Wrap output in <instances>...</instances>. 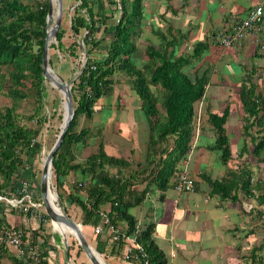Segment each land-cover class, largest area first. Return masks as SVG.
<instances>
[{
  "label": "trees",
  "instance_id": "1",
  "mask_svg": "<svg viewBox=\"0 0 264 264\" xmlns=\"http://www.w3.org/2000/svg\"><path fill=\"white\" fill-rule=\"evenodd\" d=\"M141 1L78 0L73 7L69 29L72 35H78L81 29H85V34L79 36V39L85 47L86 59L76 83L70 89L74 113L52 157L51 175L53 185L59 190L60 200L64 198L62 194H65L68 205L79 207L81 231L89 224L93 225L100 207L109 203L108 209L104 210L110 223L116 225L125 222L124 235H135L149 264H166L163 252L152 238L153 224L136 223L129 209L141 201L145 191H163L172 184L177 164L190 148L195 107L203 98L211 66H190V58L199 56L206 48L205 43H197L188 53L175 54L173 47L179 42L161 32L157 33V45H146V59H142L140 49L135 44L143 18ZM47 9L48 0H0V66L8 68L6 95L9 97L19 96L20 86L24 84L22 81L26 79L33 86L37 100L44 96L40 62L47 30ZM99 31L103 35L96 37L95 33ZM63 34V29H59L55 37V46L59 50L63 49ZM215 34L214 43L217 44ZM78 43L73 41L71 45L77 48ZM52 45L50 42L49 47ZM93 49H102V54L97 58L90 57ZM73 51L71 48V55ZM116 71L126 75L125 82L137 95L147 123V141L136 169L124 159L107 155L101 142L96 151L84 159H74L73 145L81 147L91 136L90 129L86 127L78 130L74 128L76 117L79 114L91 117L94 102L112 92V76ZM253 72L254 67L241 78L235 90L242 112L241 142L235 157L241 158L243 154L250 153L254 162L264 164V95L256 91V83L250 78ZM2 78L1 75L0 80ZM262 83L264 85V75ZM37 104V108H40L39 101ZM15 108V101L12 100V105L0 112V195L14 193L23 179L30 184L35 181L31 160L40 150V143L35 139L38 129L17 123ZM229 110V106L225 105L219 112L208 111L206 115V121L213 130V140L206 148L217 153L218 159L225 166V174L211 178L204 173L201 178L208 187V194L216 195L220 200L253 199L256 205L263 206L264 174L253 179V170L246 159L234 167L227 165L232 156L228 133L224 127ZM38 111L34 110L30 116H37L41 121L43 117ZM246 138L251 144L250 150ZM25 166H28L27 169ZM111 167L119 173L111 172ZM123 171L129 174L123 176ZM77 176L79 179L75 178ZM72 178L75 179L71 183ZM143 181L145 186L139 191V183ZM82 190L85 192L84 197L79 195ZM4 207L0 201V214H3ZM256 211L260 218L258 224L264 230V214L261 210ZM42 216L48 219L46 214ZM0 228L1 231L3 228ZM23 233L24 239V230ZM46 240H42V246ZM263 249L264 240L257 247L251 248L252 264H264L261 255L255 253ZM77 250L82 249L78 246ZM4 256L10 259V264H23V259L14 257L0 238V259ZM136 264L141 262L137 261Z\"/></svg>",
  "mask_w": 264,
  "mask_h": 264
},
{
  "label": "crops",
  "instance_id": "2",
  "mask_svg": "<svg viewBox=\"0 0 264 264\" xmlns=\"http://www.w3.org/2000/svg\"><path fill=\"white\" fill-rule=\"evenodd\" d=\"M257 2L258 0L141 1L143 18L140 35H143L146 45L158 44V32L167 34L170 39L174 37L177 43L179 42L176 47H173L175 54L185 50L188 53L197 43L206 44V48L199 56L190 58V66H211L202 98L201 115L204 114L206 119L208 111L219 112L225 105L229 106L227 101L225 103V99L231 95L232 89L236 90L241 78L251 72L252 64H249L250 69L243 65L241 67L242 62L239 60L244 63L246 59L253 60L258 57L264 60V13L258 30L248 34L234 48H223L217 45L214 43L213 36L230 15L242 16ZM260 45L263 47L260 48ZM257 64L261 63L257 62ZM234 68L235 75H233ZM251 80L253 82V79ZM132 92L129 86L123 85V89L113 88L109 95L102 96L94 102L92 115L86 118L88 124L79 126V129L83 127L90 129L91 136L86 139L83 146L73 145L75 161L82 160L95 152L98 143L101 142L103 151L107 155L124 159L136 169V163L140 162L141 151L147 141L148 133L140 101ZM219 92H222V96ZM218 95L224 99L216 100ZM203 122L206 123L203 124ZM201 124L203 127L200 126L197 143L200 136L204 134L205 124L209 125L203 118ZM224 127L225 129L228 127L227 119ZM121 132L125 134L120 135ZM212 140L213 132L207 143ZM197 143L192 148L187 166L190 176H193L194 190L177 194L172 184L163 191L147 190L141 201L132 206L129 211L136 223L153 224L152 238L163 252L166 264H249L251 248L260 244L257 243V236L262 228L258 224L259 220H253V217L261 206L242 198L240 201H231L220 200L216 195H209L208 187L201 175L206 173L211 178H219L225 174V167L218 159L217 153ZM168 144L170 143H166ZM33 160H31L32 164H34ZM110 171L119 173L114 167H111ZM126 171L122 172L123 176L129 174ZM75 178L79 179L78 176ZM75 178L72 180L74 181ZM72 180H70L71 183ZM144 186L145 181L139 183L138 190L141 191ZM79 195L84 197L85 192L81 191ZM52 198L54 199V196ZM63 199L65 201L66 197ZM108 204H103L100 210L106 212ZM70 206L77 215L80 214L79 223L81 224L79 207L74 204ZM33 212H35L34 209L24 213L18 206L13 208L5 205L3 214H0V224L3 225L0 227L16 226L25 232L21 255H17L15 249L4 242L11 254L23 259V264H37L29 258L27 254L29 249L36 254L41 264H83L82 256L78 255L79 261L74 262L75 253L73 249L67 248L68 240L65 239L64 234L72 236L71 232L63 227L61 222L55 220H50V224L57 231L47 232L46 228L42 229L41 223L38 224ZM93 225L84 227L82 234L88 244L102 254L104 263L135 264L122 259L121 254L126 246V240H122L121 243L111 241L110 233L105 228L94 234ZM117 225L124 230L125 222H118ZM28 233H32L33 236H29ZM44 238L47 240L42 246L41 242ZM65 251L68 252L67 256ZM261 252L255 253L261 255ZM83 256L86 257L84 253ZM7 259L6 256L2 257L0 264H5L3 260Z\"/></svg>",
  "mask_w": 264,
  "mask_h": 264
},
{
  "label": "rangeland",
  "instance_id": "3",
  "mask_svg": "<svg viewBox=\"0 0 264 264\" xmlns=\"http://www.w3.org/2000/svg\"><path fill=\"white\" fill-rule=\"evenodd\" d=\"M53 3V2H52ZM78 3V0H62V14H61V20H60V26L59 29H63L64 34L61 38V42L63 45V49H58L55 44L56 40L51 39V43L53 44L52 47H49L48 45V63L49 66L53 71H55L63 80L68 82L71 86L73 83H76V78L77 75L80 73V68L85 62L86 59V51L85 47L81 43V40L79 39V36L85 34V29H81L78 35H72V32L69 29V23H70V17H72V9L73 7ZM52 8L54 10L55 5L54 3L52 4ZM58 29V30H59ZM103 33L101 31L96 32L95 36L96 37H101ZM73 41H78V47L73 48L71 43ZM49 42V44H50ZM103 42H101V45ZM136 46L140 49V52L142 54V59H146L144 50L146 48V41L144 40L143 35H139L138 38H136L135 41ZM156 45V43H154ZM88 47V46H87ZM74 49L72 55L70 54V50ZM259 50V48H258ZM187 50H185L186 52ZM102 54V49H93V51L89 54L90 57L92 58H97ZM255 60V62L253 61ZM253 60L251 59H246L245 63L242 60H239L242 65L248 69L251 67H254V72L251 75V79H253V82L256 83V91L261 92L264 95V85L262 83V76L264 75V60H261L260 57L254 58ZM254 62V63H253ZM257 62H260L261 64L258 65ZM232 63V62H231ZM249 64H252L250 67ZM243 67V68H244ZM246 69V70H248ZM7 70L8 68L6 66H0V76L2 75V79L0 80V112H3L6 107H10L12 105V100L15 101V113L18 115L16 122L17 123H23L27 127H32L33 129H38V134L35 137V139L40 143V150L38 154L34 158V164H32V171L35 174L34 177V182L31 184L35 185V188H31L32 191V196L29 198L30 201L33 202H40V199L38 197V180H39V175H40V170L42 167L43 160L49 151L51 145L55 141V138L61 128L62 125V115H63V106H64V100L62 97V92L59 91L56 87L52 86L46 79L43 80V87H44V96L42 99L37 100V95L35 94V90L33 86L30 84L29 79L23 80L24 84L20 86V94L19 96H16V98L9 97L6 95V89L7 85H9V81L7 80ZM235 75V68L233 69ZM126 75L122 71H116L112 78H113V83L112 86L113 88L116 89H123V85L129 86L127 82H125ZM233 92L231 93L230 96H228L225 99V103L227 101L230 109V113L227 117V122H228V127H227V133H228V138H229V147L232 151V156L228 160L227 165L230 167L236 166V164H241L245 159L250 163V167L253 170V179H256L257 176H262L264 174V164H257L254 162L253 158L250 156V153H245L241 156V158L235 157V153L237 149L240 147V142L241 139H239L240 132H241V110L239 107V102L236 96V91L235 89H232ZM134 93V92H132ZM220 95L222 96V92H219ZM218 95L216 100L224 99ZM38 101L40 104V108L38 107ZM72 105L74 106V103L72 101ZM37 108V109H36ZM34 110H39L38 114H40L41 117H43V120H38L37 116H30L33 114ZM142 113V112H141ZM204 115V114H203ZM201 115V122L202 118L204 121H206L205 115ZM82 114H79L76 117V126L74 127L76 130L79 129V126L82 127L86 124H88V120L86 119ZM206 122H203V124ZM203 127V125L201 124ZM210 129H209V128ZM255 129V128H254ZM253 131V129H251ZM212 129L208 124H205L204 128V134L200 136L199 141L197 143L198 145H205L206 147L208 146L209 140H210V134H212ZM200 133V132H199ZM125 134V132H121L120 135ZM239 139V140H238ZM206 142V144H205ZM246 144L248 146V149L250 150L251 144L246 138ZM194 144V146L196 145ZM211 152H215L212 151ZM21 157L24 158V155L21 154ZM225 167V166H224ZM193 177V176H192ZM28 182V181H27ZM29 183V182H28ZM49 185H50V194L54 196L53 192H56L57 195L59 193V190L57 191L55 186L53 185V180H52V175H50L49 178ZM61 191V190H60ZM83 192V190H82ZM35 195V197H33ZM63 197H65V194H62ZM14 195H7V198L10 199ZM0 201L3 203V205H9L13 208H17V205L12 206L7 200L0 199ZM250 202H254L253 199L249 200ZM7 203V204H6ZM23 203H27V199L23 200ZM41 203V202H40ZM61 203H62V209L63 211L70 216L75 222L79 223V215L73 211V208L66 203L61 198ZM20 207V206H18ZM21 208V207H20ZM35 212V218L36 221L41 223L42 229L46 228L47 232L50 231H55L56 229L53 228L50 224V219L43 218V206H38L37 208L34 209ZM260 210L264 214V205L261 206ZM68 212V213H67ZM253 220H259L260 218L258 214H256L253 217ZM258 221V223H259ZM57 231V230H56ZM29 236L32 235V233H28ZM262 234V236H261ZM65 239H67V248L73 249V252L75 253V258L77 259L78 255L82 256V261L83 264H90L87 260L86 257L83 256L82 250L79 251L77 250L78 244L76 239L69 235V234H64ZM260 235V236H259ZM45 237H48V235H44ZM67 236V237H66ZM258 240L257 243H261L264 240V230H259L258 231ZM65 242V241H64ZM250 248V246H249ZM248 248V249H249ZM6 249L9 251V249L6 247ZM96 251V250H95ZM10 252V251H9ZM76 252H78V255H76ZM97 252V251H96ZM11 253V252H10ZM98 253V252H97ZM99 254V253H98ZM99 257L103 262H105L102 258V254H99ZM8 257H6L7 259ZM74 259V262L79 261L78 259ZM261 259H264V249L261 252ZM5 264L10 263V259L8 258L7 260H3ZM262 261L260 260V263ZM106 264V263H105ZM249 264H252L251 260L249 261Z\"/></svg>",
  "mask_w": 264,
  "mask_h": 264
},
{
  "label": "built area",
  "instance_id": "4",
  "mask_svg": "<svg viewBox=\"0 0 264 264\" xmlns=\"http://www.w3.org/2000/svg\"><path fill=\"white\" fill-rule=\"evenodd\" d=\"M264 13V0H258V2L252 7L248 8L242 16L230 15L224 22L222 27L215 34L217 44L223 48H234L238 46L240 42L250 33L257 31L259 24L262 20ZM263 46L260 45V48ZM201 112H202V99L197 102L195 107V115L193 118V133L190 141V148L183 157V159L177 164V167L172 176V187L177 194L184 192H191L194 190V180L190 176L188 171V160L191 155L192 148L196 143L201 126ZM28 166H25L27 169ZM72 182H74L72 180ZM81 185V183H77ZM31 188H35L34 184H30L27 180L20 181L18 188L14 193H10L12 198H7V195H0V199L7 200L10 205L20 206L22 211L26 213L30 209H35L41 206V203L30 201L32 196ZM27 199V203H23V200ZM88 206L89 204L86 203ZM97 222L93 225V232L99 233L103 228L110 233V240L118 242L119 240H126V246L121 254L124 261H130L136 264L140 261L141 264H149L142 246L135 240V235H124L119 225L110 223L109 217L106 212L98 210ZM23 230L21 228L6 227L0 231V238L10 247L15 249L17 255L22 253L23 245ZM27 254L30 259H33L37 264H41L38 257L32 250H28Z\"/></svg>",
  "mask_w": 264,
  "mask_h": 264
},
{
  "label": "water",
  "instance_id": "5",
  "mask_svg": "<svg viewBox=\"0 0 264 264\" xmlns=\"http://www.w3.org/2000/svg\"><path fill=\"white\" fill-rule=\"evenodd\" d=\"M52 2L55 5L54 10L52 8ZM61 14L62 0H48V9L45 16L47 30L44 37L40 67L42 71V77L46 79L52 86L56 87L59 91L63 92L64 106L61 128L42 163L38 180V197L43 206L44 213L48 216L50 220L61 221L65 225L73 229V237L76 239L78 246L82 249L84 255L87 257L90 264H105L99 257V254L85 240L81 231V224L75 222L63 211L62 203L57 193L53 192L55 206H53V204H51L50 201L47 200V192L50 188L49 178L51 175V160L54 155V152L63 140V136L68 128L69 122L74 113L70 91L71 85L65 80H63L55 71H53L48 63V45L51 39H55L56 37L60 26ZM55 207L57 209H55ZM67 253L68 252L65 251L66 256Z\"/></svg>",
  "mask_w": 264,
  "mask_h": 264
},
{
  "label": "bare ground",
  "instance_id": "6",
  "mask_svg": "<svg viewBox=\"0 0 264 264\" xmlns=\"http://www.w3.org/2000/svg\"><path fill=\"white\" fill-rule=\"evenodd\" d=\"M62 92V91H61ZM62 97H63V100H64V94H63V92H62ZM47 200L48 201H50V203L51 204H53V206H55L54 204H55V202H54V199L52 198V195L50 194V191L48 190V192H47ZM55 209H57L56 207H55ZM59 210V209H58ZM60 211V210H59ZM62 211V210H61ZM52 221H54V220H52ZM59 222H61V221H59ZM62 223V226L63 227H66L70 232H71V234H72V236H74V231H73V229L72 228H70L69 226H67V225H65L63 222H61ZM62 227V228H63ZM61 228V229H62ZM60 229V230H61Z\"/></svg>",
  "mask_w": 264,
  "mask_h": 264
}]
</instances>
